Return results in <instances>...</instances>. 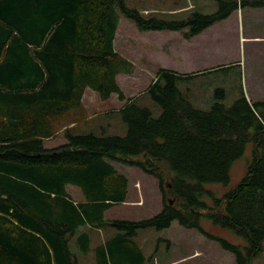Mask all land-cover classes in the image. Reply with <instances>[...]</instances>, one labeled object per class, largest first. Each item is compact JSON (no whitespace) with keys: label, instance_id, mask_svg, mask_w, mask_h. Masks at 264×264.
<instances>
[{"label":"trees","instance_id":"trees-1","mask_svg":"<svg viewBox=\"0 0 264 264\" xmlns=\"http://www.w3.org/2000/svg\"><path fill=\"white\" fill-rule=\"evenodd\" d=\"M215 1L214 12L193 7L177 17L145 13L126 0H0V264H80L78 254L91 249L98 264H150L135 236L174 220L219 241L238 264L263 251L264 101L252 102L242 91L230 105L217 100L199 108L179 87L199 72L165 67L139 95L127 97L118 82L120 73L133 70L116 50L120 12L140 30L190 38L237 9L264 7V0ZM87 89L101 100L116 94L124 101L110 114L121 116L126 133L77 134L75 122L64 128V143L46 146L61 119L82 108ZM143 95L160 106L159 115L140 101ZM249 144L246 174L217 195L208 186L230 184L233 163ZM115 160L157 178L158 213L105 217L128 201L129 178ZM70 184L83 199L73 197ZM202 218L233 231L243 244L209 233ZM100 229L113 233L93 248L92 233Z\"/></svg>","mask_w":264,"mask_h":264},{"label":"rangeland","instance_id":"rangeland-1","mask_svg":"<svg viewBox=\"0 0 264 264\" xmlns=\"http://www.w3.org/2000/svg\"><path fill=\"white\" fill-rule=\"evenodd\" d=\"M131 7L145 13L185 17L189 9L214 12L215 0H126ZM242 10V8H240ZM230 17L216 22L202 33L187 38L181 31L140 30L120 12L116 50L133 64L132 72L120 73L118 82L127 97L139 95L153 82L161 67L183 73L199 72L195 78L181 80L179 87L199 108L210 109L215 101L232 104L242 91L248 100L264 101V7H244ZM243 12V17H242ZM223 89L224 97L216 90ZM159 115L160 106L149 95L140 99ZM124 101L116 94L101 100L96 92L87 89L82 108L67 113L56 126V135L45 140L54 147L66 141L64 128L78 122L75 133L125 134L126 127L119 114H110ZM249 144L244 155L231 168L228 186L211 184L208 187L222 196L244 177L247 164L253 157ZM137 159V158H135ZM140 159V158H138ZM117 169L129 178L128 201L115 205L105 212L107 219L139 220L154 216L163 207V197L156 177L136 166L115 160ZM75 199H83L80 188L68 185ZM171 204L174 202L170 198ZM209 203L212 202L208 199ZM203 212H207L203 210ZM201 225L209 233L243 244V238L233 231L202 218ZM113 230L93 231L92 247L106 243ZM135 240L142 247L151 264H238L235 255L196 228H188L174 220L168 228H147L139 231ZM72 249L75 246L72 243ZM93 249L88 254H78L80 264H98ZM247 264H264V249Z\"/></svg>","mask_w":264,"mask_h":264},{"label":"crops","instance_id":"crops-1","mask_svg":"<svg viewBox=\"0 0 264 264\" xmlns=\"http://www.w3.org/2000/svg\"><path fill=\"white\" fill-rule=\"evenodd\" d=\"M239 10H241V9H239ZM242 10H243V8H242ZM242 10H241V11H242ZM242 17H243V12H242ZM111 233H113V231H112ZM150 264H151V263H150Z\"/></svg>","mask_w":264,"mask_h":264}]
</instances>
